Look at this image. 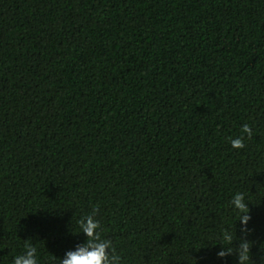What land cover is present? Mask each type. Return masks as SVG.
Here are the masks:
<instances>
[{
  "label": "trees",
  "instance_id": "1",
  "mask_svg": "<svg viewBox=\"0 0 264 264\" xmlns=\"http://www.w3.org/2000/svg\"><path fill=\"white\" fill-rule=\"evenodd\" d=\"M94 211L120 264H264V0H0V264Z\"/></svg>",
  "mask_w": 264,
  "mask_h": 264
},
{
  "label": "clouds",
  "instance_id": "2",
  "mask_svg": "<svg viewBox=\"0 0 264 264\" xmlns=\"http://www.w3.org/2000/svg\"><path fill=\"white\" fill-rule=\"evenodd\" d=\"M244 134L251 135V128L248 124L242 126V135L231 140V145L235 149L244 147ZM232 205L237 210H242L246 206L244 203L243 193L234 194ZM93 214L81 216L78 221L79 233H82L86 239L83 243H78L71 250L64 253L59 259V264H120V257L115 253L112 241L106 238H101L100 222L94 218ZM248 215L242 216L241 224H246ZM246 243H242L239 249H245ZM217 257L223 260L231 255L223 248L216 253ZM237 261L240 264L241 255L238 252ZM12 264H38L37 249L34 246H28L27 250L13 258Z\"/></svg>",
  "mask_w": 264,
  "mask_h": 264
}]
</instances>
